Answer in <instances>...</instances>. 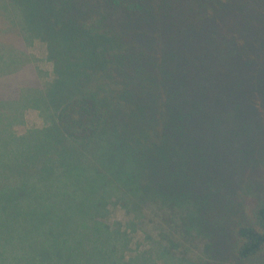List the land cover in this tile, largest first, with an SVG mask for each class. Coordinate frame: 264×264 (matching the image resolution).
<instances>
[{
	"label": "trees",
	"instance_id": "1",
	"mask_svg": "<svg viewBox=\"0 0 264 264\" xmlns=\"http://www.w3.org/2000/svg\"><path fill=\"white\" fill-rule=\"evenodd\" d=\"M239 1V7L260 20L264 40V0ZM197 5L204 11L201 0H0V18L6 19L7 29H17L29 41L43 40L51 62L49 74L37 70L41 87L21 85L18 96L0 97V151L15 140L50 141L66 156L86 159L78 163L83 170L75 173L71 167L66 172V182L77 176L102 191L85 198L87 220L61 217L47 226L48 236L43 238L37 225L33 228L22 218L20 208L2 202L14 188H0V264H212L181 250L190 239L199 238L207 258L219 257L227 241L216 235L229 232L224 226L227 217L219 219L224 228L214 229L216 235L206 226L213 224L212 210L223 197L227 166L215 158L214 143L208 147L201 143L206 131H196L191 121L206 109L207 101L202 100L208 92L206 81L216 84L220 77L207 64L199 81L200 97L190 98L185 85L195 74L186 72L187 57L173 49L189 35L195 36L199 23L209 19L204 13L191 18ZM169 17H174L173 30L167 34ZM152 25L159 32L154 36L149 33ZM151 35L156 37L155 56L138 43L139 37L153 39ZM256 47L263 51L264 43ZM223 49L222 59L240 57L236 49ZM33 57L18 47L0 46V77L18 72ZM197 57L201 60L208 54ZM240 58L250 62L252 55L244 53ZM262 61L263 57L256 63ZM259 86L264 91V83ZM30 107L43 115L44 126L13 132V123ZM203 121H207L204 116ZM208 125L221 128L223 121L211 119ZM208 165L219 170L215 180L206 172L211 169ZM261 186L262 191L254 192L257 200L248 218L230 226L229 264H264V183ZM114 204L132 211L137 221L148 209L156 225L166 214L175 223L171 232L158 230L167 245L158 243L155 250L126 259V234L106 221ZM137 221L127 224L137 228ZM35 229L42 242L33 245L28 236Z\"/></svg>",
	"mask_w": 264,
	"mask_h": 264
},
{
	"label": "rangeland",
	"instance_id": "2",
	"mask_svg": "<svg viewBox=\"0 0 264 264\" xmlns=\"http://www.w3.org/2000/svg\"><path fill=\"white\" fill-rule=\"evenodd\" d=\"M201 1L204 11L197 5L190 16L198 19L204 13L210 15L209 19L199 23L201 29L195 36L189 35L186 41H179L173 49L183 57H187L184 67L186 72L195 74L194 79L185 85L190 98L193 97V94L197 96L195 99L200 97L201 85L199 81L208 70L207 64H212L211 70L213 68L220 77L216 84H212L210 79L206 81L208 92L202 97V100L207 101L205 102L206 109L193 116L191 126L196 131L203 129L206 131V137H202L201 143L206 147L211 142L214 143L215 158L220 162L223 161L227 166L224 181L226 184L222 189L223 197L217 201L216 209L212 210L213 224L211 222L206 227L209 229L212 227L209 231L213 235L215 234L213 230L217 227L227 226L229 232L215 234L220 241L223 242L225 239L227 241V246L223 245L225 243H221L222 252L219 257L207 258L201 251L203 239L199 237V239H190L180 248L182 251L188 250L189 255L200 258V261L205 258L212 264L220 262L229 264L230 226L238 219L244 221L248 218L249 208L256 204L257 200L254 192L263 190L261 184L264 183V91L259 84L264 83V61L260 64L256 63L259 58H264V50L260 51L256 47V43H264L262 40L263 27L260 20L253 17L252 11H245L242 6L239 7V0ZM165 21L168 34L173 30L171 25L174 17H169V20ZM6 22V19L0 18V46L5 49L18 47L28 52V55L34 56V61L28 62L24 68L18 69V72L16 70L14 74L0 77V97H16L22 90L21 85L25 86L24 88L41 87L37 70H42L43 74H49L51 62L45 54L46 44L43 40L33 38L29 41L17 29H7ZM156 25H152L155 29L152 27V30H149L153 36L159 33ZM193 30L194 27L190 29L189 33L192 34ZM213 33L214 37H212ZM155 42L156 37L153 39H149V36L138 38V43H141L142 47L149 50L153 56L158 54ZM224 46L229 47V50H238L240 57L244 53L251 54V61L246 62L240 57L231 58L230 56L229 59H222L223 55H226L222 52L225 51ZM206 53L208 57L204 59L200 60L197 57V54L204 56ZM197 60L198 62H195ZM255 82L258 83V88ZM221 84L223 87L220 86ZM219 98L222 99L220 103H218ZM202 116L206 117L207 121L201 122ZM211 119L222 120L223 126L221 128L209 126ZM241 125H244V128H240ZM35 126H44L43 115L37 109L30 107L24 110L22 118L14 122L11 128L15 133H23L28 128ZM39 139L15 140L0 151V188L15 189L9 190L5 194L2 202L8 204L9 207L20 208L22 218L28 220L33 228L37 225V229L40 230L39 234L43 238H47L48 234L45 229L47 226L53 225L55 221L61 220V217L87 220L89 215H87L85 198L90 193L98 196L97 193L102 191L95 184L92 186L89 180L82 181L77 176L69 177V181L66 182V172L69 169L71 171V167L76 168L75 173L79 172L78 169L83 170L78 163L86 159L77 154L66 156L50 141ZM209 152L212 150L209 149ZM208 166L211 169L205 170L211 175V181L215 180V174L218 175L219 170ZM54 171L59 173V178L54 176ZM71 174L73 173L71 172ZM18 192L21 195L16 199ZM33 208L38 209V212L32 211ZM143 213L145 217L142 215L143 217L140 216L142 219L137 221L139 218L134 217L132 211L128 212L120 204H114L106 216L108 223H114L116 228L126 234L127 246L124 250L126 259L136 253L149 251L151 248L155 250L158 243L167 245L158 230L166 232L174 230L175 223L172 225L166 214L157 221L156 225L152 220L150 210L147 209ZM46 215L50 218H47ZM224 215L227 219L225 225L221 226L218 222ZM129 220L137 221L139 226L137 228L128 226ZM35 234L36 229L32 231L31 237L28 236L30 244L35 245L42 242V238L36 237ZM150 235L153 239L149 238ZM168 235L171 239L173 238L172 234L168 233ZM173 239L174 241L178 240L176 237ZM22 247L24 248V243H22ZM21 256V261H24L25 255L22 253ZM30 259H32L31 256ZM232 262L235 261L232 259ZM50 264L54 263L51 261ZM236 264L251 263L237 261Z\"/></svg>",
	"mask_w": 264,
	"mask_h": 264
}]
</instances>
